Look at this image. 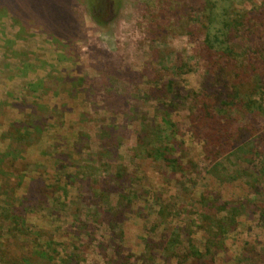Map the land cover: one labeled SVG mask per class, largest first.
Listing matches in <instances>:
<instances>
[{"label": "rangeland", "instance_id": "1", "mask_svg": "<svg viewBox=\"0 0 264 264\" xmlns=\"http://www.w3.org/2000/svg\"><path fill=\"white\" fill-rule=\"evenodd\" d=\"M112 2L99 25L86 0H73L76 28L68 38L0 11V206L19 225L15 237L0 232L9 259L0 264H140L147 240L176 232L202 248V196L239 209L219 263L264 264V191L249 185L260 161L226 154L214 175L190 121L194 93L208 80L198 11L216 3V13L232 16L264 0ZM169 82L173 92L157 100ZM165 119L176 132L170 156L182 173L150 156L151 138L143 139L145 124ZM26 132L33 136L18 138ZM42 132L51 136L43 143ZM258 182L264 187V177ZM168 256L156 254L158 263Z\"/></svg>", "mask_w": 264, "mask_h": 264}, {"label": "trees", "instance_id": "2", "mask_svg": "<svg viewBox=\"0 0 264 264\" xmlns=\"http://www.w3.org/2000/svg\"><path fill=\"white\" fill-rule=\"evenodd\" d=\"M91 9L92 19L100 25L98 14L104 17L111 14L113 2L117 0H86ZM73 0H0V11L8 9L18 18L36 19L44 31L53 37H66L76 28L75 18L71 11ZM29 6V8H28ZM218 4H206L198 12L205 19L204 39L198 52L200 59L205 62L208 80L199 93H194L195 105L190 111L191 126L194 133L204 142L203 152L205 159L211 161V173L219 175L222 167L219 159L226 154L242 156L248 163L256 159L260 161L261 169L257 176L249 175L252 179L250 186L255 194L264 188L258 182L264 177V2L254 6L250 11H233L232 16L228 9L217 12ZM225 12V14H223ZM1 15V12H0ZM28 22H24V25ZM175 83L169 82L157 91L155 98L163 101L173 92ZM180 89L174 94V100L181 99ZM180 102V101H178ZM173 109L171 102L166 104ZM245 114L246 124L243 125L242 115ZM249 121L247 122V120ZM261 119V120H260ZM171 122L164 120L163 124H145L143 139L151 138L148 144H153L150 156L155 160L163 161L175 173H182L184 169L178 159L170 156L175 151V135ZM18 137L31 138L33 133L26 132ZM43 142L49 139L45 132L41 133ZM49 142V141H48ZM233 180L238 177L230 176ZM221 180V179H219ZM54 201L59 200L54 195ZM203 198V207L200 214L201 222L207 230V237L202 248L198 247L191 237L187 243H182V235L175 233L167 241L147 240L144 250L139 254L140 264H160L156 254L169 253L165 264H220L219 258L226 249L223 241L229 232L238 227V208L229 209V203L217 206L218 201ZM217 199V198H216ZM259 206H256L258 208ZM238 209V210H237ZM11 209L0 206V232L7 238L15 237L18 224L11 219ZM225 216L216 218L220 213ZM159 215L165 219L168 215L160 211ZM11 220L15 227L7 228L6 223ZM28 231V230H27ZM252 254L259 255L251 249ZM5 251L0 250V261L7 263ZM165 260H163L164 262Z\"/></svg>", "mask_w": 264, "mask_h": 264}]
</instances>
